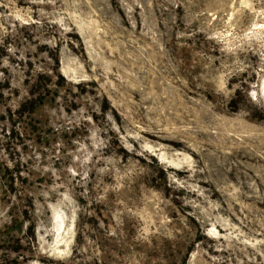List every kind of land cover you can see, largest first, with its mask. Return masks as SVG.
I'll return each instance as SVG.
<instances>
[{"label": "rangeland", "instance_id": "374dc122", "mask_svg": "<svg viewBox=\"0 0 264 264\" xmlns=\"http://www.w3.org/2000/svg\"><path fill=\"white\" fill-rule=\"evenodd\" d=\"M0 264H264V0H0Z\"/></svg>", "mask_w": 264, "mask_h": 264}, {"label": "trees", "instance_id": "16d2710c", "mask_svg": "<svg viewBox=\"0 0 264 264\" xmlns=\"http://www.w3.org/2000/svg\"><path fill=\"white\" fill-rule=\"evenodd\" d=\"M33 103H34V102H33ZM33 103H32V104H33Z\"/></svg>", "mask_w": 264, "mask_h": 264}]
</instances>
